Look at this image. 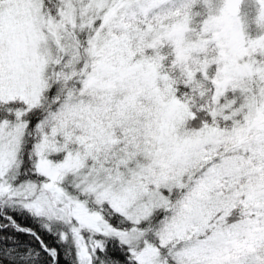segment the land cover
Returning a JSON list of instances; mask_svg holds the SVG:
<instances>
[{
	"label": "snow or ice",
	"instance_id": "6c2138e0",
	"mask_svg": "<svg viewBox=\"0 0 264 264\" xmlns=\"http://www.w3.org/2000/svg\"><path fill=\"white\" fill-rule=\"evenodd\" d=\"M0 264H264V0H0Z\"/></svg>",
	"mask_w": 264,
	"mask_h": 264
}]
</instances>
